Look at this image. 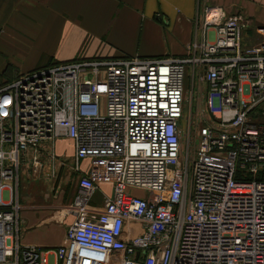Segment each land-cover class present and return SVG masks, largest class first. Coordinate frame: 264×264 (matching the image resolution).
I'll return each instance as SVG.
<instances>
[{
  "label": "built area",
  "instance_id": "obj_1",
  "mask_svg": "<svg viewBox=\"0 0 264 264\" xmlns=\"http://www.w3.org/2000/svg\"><path fill=\"white\" fill-rule=\"evenodd\" d=\"M240 19L207 5L185 55L77 56L0 83V264H264V26L242 48ZM185 102L192 151L181 147ZM59 137L72 169L91 160L72 219L56 245L20 244L19 165L38 168L41 142ZM106 175L111 195L91 211Z\"/></svg>",
  "mask_w": 264,
  "mask_h": 264
},
{
  "label": "crops",
  "instance_id": "obj_2",
  "mask_svg": "<svg viewBox=\"0 0 264 264\" xmlns=\"http://www.w3.org/2000/svg\"><path fill=\"white\" fill-rule=\"evenodd\" d=\"M207 5L220 7L224 15L240 16L243 43L262 41L256 31L258 25H253L264 22V0H0V83L50 62L77 56L185 55L193 44L198 49L202 41L199 21ZM255 32L258 35L253 37ZM40 145V157L44 159L42 147L49 145L45 141ZM66 147L72 156L69 138H55L50 145L52 153L59 157ZM87 159L79 164V171L71 165L65 171L62 166L61 179L69 181L64 198L60 190L52 194L45 177L48 165L34 176L42 181L45 190L41 197L32 198L28 192L22 195L21 244L45 247L61 242L73 216L71 212L63 214V208L75 192L78 174L89 171ZM22 165L29 168L31 164ZM95 179L97 185L87 207L98 212L104 198L111 195L113 179ZM57 222L60 225L52 233ZM126 229L122 234L125 238L135 230Z\"/></svg>",
  "mask_w": 264,
  "mask_h": 264
},
{
  "label": "rangeland",
  "instance_id": "obj_3",
  "mask_svg": "<svg viewBox=\"0 0 264 264\" xmlns=\"http://www.w3.org/2000/svg\"><path fill=\"white\" fill-rule=\"evenodd\" d=\"M257 23V22H256ZM263 25L264 26V22H258L257 24H254L253 27L255 25ZM256 27V26H255ZM255 31V29H254ZM253 37H256L258 34L252 33ZM243 39H244V31L243 28L241 30V47L243 48L244 45H251V44H245L243 43ZM198 78H195V76L192 77V75L188 74L185 77V90L186 93H189V90L191 91V93L194 94V85L197 83ZM195 96V95H194ZM99 100L101 102V104L104 105L105 99L101 98V96L99 95ZM198 101V100H197ZM194 102V100H193ZM184 110V114L182 116L181 119V127L184 129L186 126L187 128L184 129L183 134L181 136V147H185L184 145L186 143H188L189 140V151H192L194 148L193 145V133L195 132V128H196V121L192 120V116L194 114L193 108H191L189 111L190 113H187V103L185 102V106L183 108ZM190 117H187V114ZM188 118H189V123H188ZM188 124V125H187ZM65 138V137H63ZM70 140V139H69ZM47 144L49 145L48 147H42V151L44 154V159L42 157H40V166L36 169L33 170L32 165H29V168L26 167V165H19L18 168V179H17V197H18V204H19V209H18V218L19 220H21V218H23L22 216V212H23V207L21 205V202L23 201L22 199V195L26 192L30 193V196L32 198L34 197H41L40 193H42L45 190L44 184L42 183V181L34 179V176H37V174H41V170L43 169L44 166H49V170L48 173L45 174V177L47 179V181L49 182V185L52 189V194L53 191H57L60 190V196H62L63 198L68 194V189H69V181H62L61 179V172L63 171V167L64 170L67 171V169L69 168V166L72 163V156H71V151L69 147H66L64 151H61L60 153V157L53 154L50 148L51 142L52 141H46ZM41 156V155H40ZM84 158H81L79 160V164L82 163V160ZM89 166L91 163L90 159H87ZM59 162V165H56V163ZM63 162V164H62ZM63 166V167H62ZM59 167V169H58ZM57 168V169H56ZM67 168V169H66ZM103 168L108 169L109 166L105 165ZM69 170V169H68ZM40 172V173H39ZM108 177V175H106V178ZM47 187V186H46ZM126 191H128L129 193L132 194H137L140 195L143 193V190L139 187H134V186H127L126 187ZM72 199V197H71ZM71 199L65 203L64 208H63V214H66L68 212H70L67 209L68 204L71 202ZM72 213V212H71ZM54 227L51 228L52 233L55 232V230H57L56 227H58L60 224L54 223L53 224ZM50 231V232H51ZM49 232V234H50ZM21 234H22V229L21 226H19V232H18V241L20 242V238H21Z\"/></svg>",
  "mask_w": 264,
  "mask_h": 264
},
{
  "label": "trees",
  "instance_id": "obj_4",
  "mask_svg": "<svg viewBox=\"0 0 264 264\" xmlns=\"http://www.w3.org/2000/svg\"><path fill=\"white\" fill-rule=\"evenodd\" d=\"M10 79H11V78L6 79L5 82H6V81H9Z\"/></svg>",
  "mask_w": 264,
  "mask_h": 264
}]
</instances>
